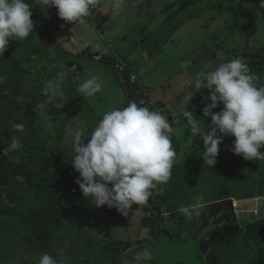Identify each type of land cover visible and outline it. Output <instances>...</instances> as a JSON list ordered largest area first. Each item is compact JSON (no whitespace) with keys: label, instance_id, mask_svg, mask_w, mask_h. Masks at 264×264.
Listing matches in <instances>:
<instances>
[{"label":"crops","instance_id":"1","mask_svg":"<svg viewBox=\"0 0 264 264\" xmlns=\"http://www.w3.org/2000/svg\"><path fill=\"white\" fill-rule=\"evenodd\" d=\"M177 1L123 0L117 7L115 0H99V4L91 8L87 17L76 22H65L59 18L54 7L42 9L39 5H34L31 8L48 34L46 40L41 28L35 25L40 30L41 41H45L51 48L49 51L45 50L49 54L45 56H49L50 61L52 56H56L61 67L68 65V72L62 79L59 76L62 72L55 71L58 81L75 88L77 81L74 78L78 75L79 68L83 67L80 66V61L85 62L82 74L85 76L92 72L90 63H94V76H98L103 82L101 92L105 93L107 100L102 103L107 106L106 112L113 108H123L128 104L127 91L125 80L116 68V64L122 62L124 74L133 72L141 85L152 86L149 95L156 104L166 108L169 114L181 117L180 122L172 125V143L176 157L171 179L153 191L160 195L162 219L159 233L153 242L145 243L150 229L142 225L145 215L142 205H133L127 216L121 215L114 207V213L108 214L104 210L105 205L96 207L85 197L81 202L91 213L79 211V214L65 219L59 233L55 235L52 223H48L47 233L42 236L46 245L52 243L55 246L54 250L57 249L59 257L65 254L68 264H137L136 257L139 254L136 251L139 250L140 253L145 248L151 251L152 259L141 261L140 264H170L167 257L174 245L183 244L187 248L194 242L203 250L205 264H220L214 247L221 241V231L228 228L231 231L222 240L230 244L235 243L230 236L240 234L231 233L232 231H242L245 228L253 230L252 235H243L241 244L235 245L238 251L232 257V261L237 257L234 264H264V258L261 260L256 257L257 261L251 260L253 255L257 256L264 249V160H245L234 154L230 149L235 138L226 135L219 145L215 166L209 168L201 157L203 140L199 135L192 137L187 120L179 112L181 97L186 92L194 91L196 73L205 64L211 67L235 58V43L231 47L226 43L233 30L238 31L245 26L243 30H248L251 37L254 35L253 30L256 34H264V20L259 18V11L254 6L250 11L254 14L247 16L245 12L241 15L248 24L234 23V28L229 30L227 27L230 24L226 20L214 24V20L217 22L215 15L221 16V11L216 8L222 5H214L217 0H195L181 11H177ZM26 2L34 4L35 0ZM226 12L223 14H227ZM258 21L259 25H254ZM259 27L261 33L256 30ZM235 36L236 39H242L238 34ZM258 37L262 38L264 35ZM252 39L255 40L253 37ZM54 43L62 50L55 47ZM258 44L251 42L245 46H251V49L260 46L263 51L264 40ZM43 47L36 50L42 52ZM242 48H238L239 53ZM243 54L244 56L238 57L247 65L260 68L256 62L263 56ZM96 57L98 58L95 59ZM44 59V66L48 62L49 68L50 62ZM77 62L78 67L74 70L72 64ZM254 67L252 72L256 69ZM49 73L51 74L47 77L52 78L54 73L50 69ZM208 92L207 89L195 92L187 105L193 110L194 118L202 117L204 106L210 102L206 99ZM94 97L96 98V94ZM222 107V104H218L212 111L218 112ZM103 114L94 107L96 119L100 121ZM203 123L207 131V126L211 123L210 117L203 118ZM260 151H264V148ZM201 195L202 204L196 199ZM76 200L77 194L74 195V201ZM182 205H195L200 214L189 220L179 211ZM47 218L50 220L48 216ZM80 225L84 229L83 233L78 230ZM111 240L120 241L126 247L118 249L110 246ZM156 241H160L158 246L152 247L158 243ZM252 241L255 249L249 247ZM161 245L164 247L159 248ZM248 248L249 258H242L239 253L247 252ZM192 261L193 256L191 262L187 257L183 259L179 256L174 264H193Z\"/></svg>","mask_w":264,"mask_h":264},{"label":"clouds","instance_id":"2","mask_svg":"<svg viewBox=\"0 0 264 264\" xmlns=\"http://www.w3.org/2000/svg\"><path fill=\"white\" fill-rule=\"evenodd\" d=\"M115 3L119 7L123 0H115ZM98 4L99 0H35L34 4L26 0H0V56L10 41L24 40L31 35L35 27L31 19L34 5L42 9L54 7L59 18L76 22L87 17L91 8ZM259 7L264 9V0H260ZM59 76L62 79L64 73ZM259 79L239 57L211 67L205 64L196 73L194 91L181 97L180 115L187 120L192 137L199 135L203 140L201 157L209 168L215 166L219 145L226 135L235 138L230 149L234 154L245 160H264V151H260L264 148V84L259 83ZM58 86V81L46 82L44 91L49 102H54ZM102 88L101 79L92 76L80 84L78 91L92 97ZM201 89L209 90L206 99L210 102L204 106L202 117L194 118L193 110L187 105L193 94ZM218 104L223 105L222 109L213 112ZM206 117L211 120L207 131L203 123ZM15 127L23 129L19 124ZM69 131L65 143L72 148V167L79 173L75 183L96 207H114L127 216L133 205H146L153 191L171 179L176 157L173 127L160 111L129 102L126 107L105 112L87 135L82 124ZM85 137H90L87 143H84ZM21 147L20 140L13 137L3 151L8 154ZM196 199L202 204V195ZM179 211L189 220L200 214L195 205H182ZM151 259L152 253L147 248L136 257L137 264ZM34 264L64 262L44 252Z\"/></svg>","mask_w":264,"mask_h":264},{"label":"rangeland","instance_id":"3","mask_svg":"<svg viewBox=\"0 0 264 264\" xmlns=\"http://www.w3.org/2000/svg\"><path fill=\"white\" fill-rule=\"evenodd\" d=\"M253 1V2H251ZM222 3V4H221ZM221 4L222 6L217 7V10L221 11V16L215 15L217 17V22L214 20V24L220 23L222 20H226L227 23L230 24L227 28L230 30L234 28L233 24H237L240 22L246 23L244 19H242L241 15L245 12L247 13V16H250L254 13H251L252 7H257L258 9V16L261 20H264V9H261L259 7L260 0H217L214 5ZM219 11V12H220ZM224 11H227V14H223ZM253 11V10H252ZM257 11V10H256ZM257 14V13H256ZM255 14V15H256ZM213 18H214V14ZM246 15H244L245 17ZM260 20V21H261ZM254 23V25H259L258 23ZM248 24V23H246ZM262 25V23H261ZM264 25V23H263ZM240 27H242L240 25ZM243 29H245V26H243ZM243 29H238V31L232 32L230 37L227 38L226 43H228V47H231L232 44L235 43V49L237 51L235 52V58L238 56H244L243 53H246V56H264V50L260 49V46H255L251 49V46H245L248 43H255L258 44L260 41L264 40V37L262 35L264 34H256L255 30H253L254 35L252 37L255 39L253 40L250 32H245ZM254 29V28H253ZM257 28L256 30L261 33L262 31ZM263 30V29H262ZM40 30L36 29L34 27L33 32L31 35L24 39V40H12L9 42L7 50L3 53L2 56H0V65L5 66V71L7 72L8 76L11 78V82H18L20 81L21 85L23 86V90L25 95L20 98L12 97V94L9 89L2 88L0 85V116L3 113V106L6 105L10 98L14 99L15 101H21V107H12V110L8 111V115H6L5 120L8 121V123L13 126L19 124V125H26L27 123L36 120V123L38 124L41 122L44 126V132L45 134L50 135L49 142L51 144H55L54 147H64L65 149H69L72 151V148L69 144L65 143V138L70 136V128L75 126H80L81 124L86 127V135L91 133L93 127H95L99 120L96 119L94 116V107L99 110L100 113H105L107 111V106L102 103L106 102V95L103 92L96 93V98L94 96L88 97L84 95L83 93H80L78 91L80 84L86 80L87 78H91L94 76V63H90L92 65V72H90L87 76L82 75L83 74V67H84V61H80V66L82 65V68H79L78 75L74 78L76 84H74L75 88L72 86H69L66 82L58 81V75H56L57 70L60 72L66 74L68 72V65H65L64 67L60 66V63L58 62V59L56 56H52V61H50L49 55L47 52L49 49V46L47 43L42 42V37L40 36ZM46 32V31H45ZM235 34H238L242 39H236ZM257 36H261L262 38ZM247 39V41H246ZM259 39V40H258ZM263 39V40H262ZM220 42V41H219ZM259 45V44H258ZM43 47V51L39 52L36 50V48ZM55 47H58L62 50V48L57 45V43H54ZM243 47L241 49V52H238L239 47ZM48 49L47 52L45 50ZM247 50L244 52V50ZM251 50H253L251 52ZM205 54V53H204ZM39 55V56H37ZM205 56V55H204ZM210 56V55H209ZM69 57V56H67ZM44 58H46L50 62V67L48 68L49 64L48 62L44 66ZM242 59V58H241ZM77 64H79L77 62ZM59 66V67H54ZM53 66V67H52ZM249 66V65H248ZM252 69L254 66H249ZM12 68H15L16 70L11 71ZM256 68L253 69V72L260 78L261 84H264V67L262 69ZM49 69L54 73L52 74V78H48L47 75L51 74L49 73ZM103 77V76H102ZM104 78V77H103ZM41 81L43 84L47 81H58V89L56 92V98L54 99V102H44L43 104L37 105L34 100H31L32 93L37 91L38 95L46 94L42 92L41 90H38L33 85L37 82ZM36 88V89H35ZM94 124V125H93ZM59 126L61 128H59ZM61 137V138H57ZM90 137L84 138V143H87L88 139ZM58 142V143H57ZM58 144V146L56 145ZM71 156L72 153L69 156H65V159H62L64 162H66L67 169L64 172H73L78 174L74 177L76 179L79 176V173L74 170L71 163ZM22 188V187H20ZM23 191H25L26 198L24 199V203L29 204V208L27 209V213L25 215H28V219L25 217L21 218H14L9 219L6 221L5 225L1 226L0 229H4L2 232H0V235L3 236L5 239H0V244L2 245V248L0 249V264H34L36 258L39 257L40 254L47 252L50 255L56 256L57 259L64 262V264H68L69 262L65 259V254L62 255V257H59L57 249H55V246L52 245V243H48L46 245L45 241L43 240V237L40 239L37 237L39 234H45L47 233V213L45 212V202H46V195L44 192L38 191L35 188H25L23 187ZM77 192V191H76ZM75 195V194H73ZM84 196L82 195L81 190L77 193V200L83 201ZM28 206V205H27ZM23 207V205H21ZM26 208V207H25ZM91 213V210L85 209L84 213ZM44 212V215L43 213ZM43 216V217H42ZM64 218V217H63ZM61 219L60 224L64 221V219ZM39 220V223H34L32 220ZM44 219V220H43ZM42 221L44 223H42ZM48 223V222H47ZM46 224V225H45ZM232 224V223H231ZM45 225V226H44ZM186 227H189L188 223H185ZM10 229V230H9ZM35 229L38 230V232H41L39 234H36ZM79 231L84 232V229L81 227V225L78 228ZM221 230V229H220ZM231 229H223L222 232V238L227 235L226 233H229ZM186 231L183 232L185 234ZM49 233V231H48ZM231 233H240L238 236H230L235 243L230 244L227 243V241L222 240L219 241L215 245V256H217L218 261H221L220 264H234L236 258H233L234 261H232L233 254H236L238 251V247L235 245H240L242 242V236H250V234H253V230L251 229H243L242 231H232ZM167 237V236H166ZM28 239L29 243L31 242L33 245L32 253H30L27 250L28 244H23L22 248H19V244H21L22 239ZM168 238V237H167ZM156 240V238H155ZM240 241V243H239ZM26 242V241H24ZM153 242V240H152ZM151 242V243H152ZM157 244H150V248L158 246L160 241ZM61 244V242L59 243ZM261 246V244H259ZM258 245V246H259ZM152 246V247H151ZM175 247L170 252L169 257H167L170 260V264H174L175 261L178 260L179 256H182L183 259L187 257V259L191 262V256H193V264H205L203 262V256L204 252L201 248L197 247V242H194L185 248V245H174ZM263 246V245H262ZM45 247V248H44ZM164 246H160L159 248H163ZM252 249H255L256 246H254V242L249 245ZM185 248V249H184ZM248 251L245 253H239V255L242 258L248 259L250 254H248ZM257 249H261L257 247ZM22 252V253H21ZM165 252V250L163 251ZM137 255L139 254V250L136 251ZM168 255V251H167ZM256 257L259 259L264 258V249L259 251L257 253V256L253 255L251 257V260L257 261ZM28 259V260H27ZM250 260V261H251ZM242 261H245L242 259ZM219 264V263H218ZM243 264V263H242Z\"/></svg>","mask_w":264,"mask_h":264},{"label":"trees","instance_id":"4","mask_svg":"<svg viewBox=\"0 0 264 264\" xmlns=\"http://www.w3.org/2000/svg\"><path fill=\"white\" fill-rule=\"evenodd\" d=\"M194 2L195 0H178L176 3L177 11L185 9ZM31 19L36 27L41 28L45 39L48 40L46 37L48 36L47 32H45V29L41 26L33 11ZM256 63L262 69L264 67V56L257 60ZM14 70L16 69H11V71ZM124 73V71L121 72V76L125 80L127 103L136 102L138 104L137 98L139 95L136 93L138 86L131 84L129 82V74ZM0 77L3 78L0 80L1 87L9 89L12 97L20 98L25 95L20 81L11 82V78L8 76L3 65H0ZM46 82L43 84L41 81H37L33 87L37 85L36 88L45 93L44 87ZM31 100L40 105L44 102L47 103L48 97L47 94L38 95L37 91H35L32 93ZM12 107L20 108L21 101L18 102L10 98L8 103L3 106V113L0 116V227L4 226L5 222L9 219L24 218L25 220V217L28 219V215H25V213H27V209L30 206L28 203L23 204L26 198L23 187L35 188L46 195L45 212L50 218V220L48 219V223H52L55 235L59 233V228L62 225L60 222L63 217L64 220L70 219L72 216L79 214V211L83 213L85 210V205L81 201H74L73 194H77L80 191L74 179L78 174L69 171L64 172L68 167L62 159H65V156H69L72 151L64 147H60L61 150L63 149V151H60L59 147H54L55 144L49 142L50 135L45 134L44 126L41 122L37 124L36 120H33L26 125L24 124L22 130H18L12 124L10 125L5 118L8 115L7 112L12 110ZM164 109L166 110V108ZM167 114L170 118L175 117L178 119L176 122L169 119L172 125L180 122L181 117L169 114L168 112ZM59 128L61 127L59 126ZM13 137L20 140L22 147L18 151L5 154L3 150L9 147ZM56 145L58 146V144ZM160 202V195L153 192L148 203L142 205L145 211L142 225L150 229L147 236L150 239H146L147 243L148 241H152L160 230L162 222ZM112 209L107 205L104 206V210L108 214L114 213ZM42 213L44 215V212ZM32 220L34 221V219ZM48 223L47 225L49 226ZM4 229L7 228L0 230ZM112 241L110 246L118 249L126 247V244H122L120 241Z\"/></svg>","mask_w":264,"mask_h":264},{"label":"built area","instance_id":"5","mask_svg":"<svg viewBox=\"0 0 264 264\" xmlns=\"http://www.w3.org/2000/svg\"><path fill=\"white\" fill-rule=\"evenodd\" d=\"M98 57H96L95 59H97ZM78 65L76 63L72 64V68L75 70L77 69ZM116 68L118 70V72H122L124 70V64H122V62H119L118 64H116ZM129 82L131 84H136L138 86V89L136 90V93H138V105L140 106H146L149 107L150 110H155V111H160L161 113H163L165 116L168 117V119H172V121L176 122L178 119L175 117H169L166 110L164 109V107L156 104V102L150 97L149 93H150V89H151V85L147 84V85H141L137 75L133 72L129 73Z\"/></svg>","mask_w":264,"mask_h":264},{"label":"water","instance_id":"6","mask_svg":"<svg viewBox=\"0 0 264 264\" xmlns=\"http://www.w3.org/2000/svg\"><path fill=\"white\" fill-rule=\"evenodd\" d=\"M43 220H44V219H43ZM47 222H48V218H47V220H46V224H47ZM5 223H6V222H5ZM34 223H39V220H37V219H36V221L34 220ZM42 223H44V222L42 221ZM46 224H45V225H46ZM45 225H44V226H45ZM2 231H3V230H0V232H2ZM35 232H36V234L41 233V232H38V230H36V229H35ZM42 236H43V233L37 235V237H39L40 239H41ZM0 239H5V238H3L2 235H0ZM24 241H26V242H24ZM21 242H22V243L19 244V248H22V247H23V244H26V243H27V244H28V246H27V250H28L30 253H32V250H33V248H34L33 245H32V243H31V242L29 243V240H28V239H25V238L22 239ZM146 242H147V241H146ZM1 248H2V245L0 244V249H1ZM1 253H2V252H0V254H1ZM21 253H22V252H21ZM27 260H28V259H27ZM0 262H1V261H0Z\"/></svg>","mask_w":264,"mask_h":264}]
</instances>
